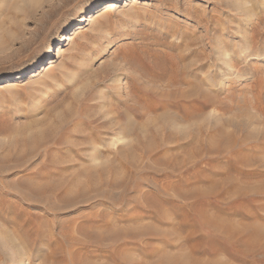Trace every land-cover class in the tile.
Returning <instances> with one entry per match:
<instances>
[{"label":"rangeland","instance_id":"obj_1","mask_svg":"<svg viewBox=\"0 0 264 264\" xmlns=\"http://www.w3.org/2000/svg\"><path fill=\"white\" fill-rule=\"evenodd\" d=\"M0 264H264V0H0Z\"/></svg>","mask_w":264,"mask_h":264},{"label":"bare ground","instance_id":"obj_2","mask_svg":"<svg viewBox=\"0 0 264 264\" xmlns=\"http://www.w3.org/2000/svg\"><path fill=\"white\" fill-rule=\"evenodd\" d=\"M64 39V38H63ZM50 55V50L48 51V54H47V56H49ZM256 146V145H255ZM259 147V146H258Z\"/></svg>","mask_w":264,"mask_h":264}]
</instances>
